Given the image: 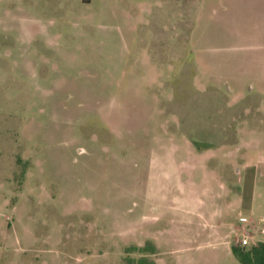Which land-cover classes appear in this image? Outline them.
Instances as JSON below:
<instances>
[{"label": "rangeland", "instance_id": "1", "mask_svg": "<svg viewBox=\"0 0 264 264\" xmlns=\"http://www.w3.org/2000/svg\"><path fill=\"white\" fill-rule=\"evenodd\" d=\"M182 210L264 219V0H0V264H137Z\"/></svg>", "mask_w": 264, "mask_h": 264}, {"label": "crops", "instance_id": "2", "mask_svg": "<svg viewBox=\"0 0 264 264\" xmlns=\"http://www.w3.org/2000/svg\"><path fill=\"white\" fill-rule=\"evenodd\" d=\"M211 215V214H210ZM198 217L188 211H178L174 218L166 226L154 228L126 227L120 230L124 233L128 241L134 240V247L145 248L155 253L143 254L153 260L155 264H165L162 257L168 253L199 254L209 252L207 257L199 259L191 258L189 264H242L233 254L230 238L232 237V227L220 222L223 215L214 213L211 220H204V223L196 224L191 219ZM175 218L189 221H179ZM227 230V231H226ZM227 232V234H226ZM116 233H118L116 231ZM264 242V234L253 237V245ZM173 246L172 251L168 246Z\"/></svg>", "mask_w": 264, "mask_h": 264}, {"label": "trees", "instance_id": "3", "mask_svg": "<svg viewBox=\"0 0 264 264\" xmlns=\"http://www.w3.org/2000/svg\"><path fill=\"white\" fill-rule=\"evenodd\" d=\"M264 234V229L261 231ZM135 251L140 252L141 254L147 253H155L153 251H149L147 247L145 248H132ZM232 251L235 257L242 263V264H264V242H259L256 245L251 246L249 249L242 248L239 245H233ZM137 264H155V262L149 259L146 256H142L138 261Z\"/></svg>", "mask_w": 264, "mask_h": 264}, {"label": "built area", "instance_id": "4", "mask_svg": "<svg viewBox=\"0 0 264 264\" xmlns=\"http://www.w3.org/2000/svg\"><path fill=\"white\" fill-rule=\"evenodd\" d=\"M258 223H261L263 227L259 228ZM258 223L246 216L238 218L237 225L232 227V232L236 237L238 236L237 243L240 247L246 248L252 246L255 232L263 234L261 231L264 229V219H259Z\"/></svg>", "mask_w": 264, "mask_h": 264}]
</instances>
